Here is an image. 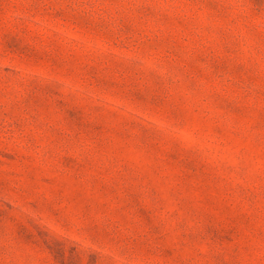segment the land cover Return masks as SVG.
<instances>
[{
  "label": "rangeland",
  "instance_id": "374dc122",
  "mask_svg": "<svg viewBox=\"0 0 264 264\" xmlns=\"http://www.w3.org/2000/svg\"><path fill=\"white\" fill-rule=\"evenodd\" d=\"M0 264H264V0H0Z\"/></svg>",
  "mask_w": 264,
  "mask_h": 264
}]
</instances>
